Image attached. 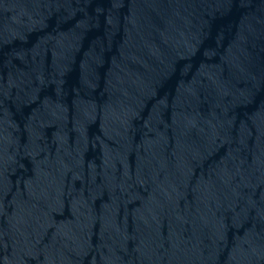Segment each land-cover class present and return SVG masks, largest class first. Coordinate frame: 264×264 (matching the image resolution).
Returning <instances> with one entry per match:
<instances>
[{
	"label": "water",
	"instance_id": "water-1",
	"mask_svg": "<svg viewBox=\"0 0 264 264\" xmlns=\"http://www.w3.org/2000/svg\"><path fill=\"white\" fill-rule=\"evenodd\" d=\"M0 264H244L139 0H0Z\"/></svg>",
	"mask_w": 264,
	"mask_h": 264
}]
</instances>
